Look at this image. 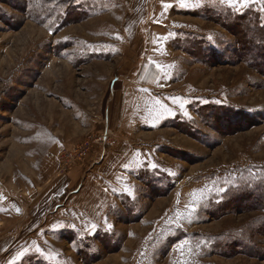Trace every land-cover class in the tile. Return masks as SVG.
Segmentation results:
<instances>
[{"label":"rangeland","instance_id":"rangeland-1","mask_svg":"<svg viewBox=\"0 0 264 264\" xmlns=\"http://www.w3.org/2000/svg\"><path fill=\"white\" fill-rule=\"evenodd\" d=\"M259 42L264 0H0V264H264Z\"/></svg>","mask_w":264,"mask_h":264},{"label":"built area","instance_id":"built-area-1","mask_svg":"<svg viewBox=\"0 0 264 264\" xmlns=\"http://www.w3.org/2000/svg\"><path fill=\"white\" fill-rule=\"evenodd\" d=\"M90 141L86 140L84 143H82L79 147L75 148L73 150V152H75L74 154L72 153H67V149L62 151V159H60V163H61V169L63 167V170H66L67 167L65 168V157L69 156L71 158V160L73 161V163L77 160L79 161H83V159H85L84 161H88V159H91L93 156H90L91 154L89 153V146L90 145ZM92 142L97 143L98 147L102 148V150L104 148H106L107 146H110L111 144V133L109 131H105L101 136H99L97 139H95L94 141L92 140ZM103 156V155H102Z\"/></svg>","mask_w":264,"mask_h":264},{"label":"trees","instance_id":"trees-1","mask_svg":"<svg viewBox=\"0 0 264 264\" xmlns=\"http://www.w3.org/2000/svg\"><path fill=\"white\" fill-rule=\"evenodd\" d=\"M245 22V19H244V16H240L238 18H236L233 22H231V25H233V27H239V28H244L245 26L247 27V25L244 23ZM230 26V25H229ZM259 44H264V42H259ZM253 48H256V46H251L249 47L248 49H253ZM258 51V50H257ZM256 64V63H255ZM253 64V65H255ZM256 66V65H255ZM258 66V65H257ZM258 71L263 75V71L261 69H258ZM264 76V75H263Z\"/></svg>","mask_w":264,"mask_h":264},{"label":"snow or ice","instance_id":"snow-or-ice-1","mask_svg":"<svg viewBox=\"0 0 264 264\" xmlns=\"http://www.w3.org/2000/svg\"><path fill=\"white\" fill-rule=\"evenodd\" d=\"M234 4H240V5H245L247 3V0H232ZM181 3L184 4L185 6L187 5V0H181ZM165 7H169L168 5H165ZM179 226V225H178ZM184 248V245H180L178 250L182 251ZM23 255V253H21Z\"/></svg>","mask_w":264,"mask_h":264}]
</instances>
